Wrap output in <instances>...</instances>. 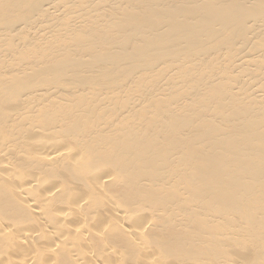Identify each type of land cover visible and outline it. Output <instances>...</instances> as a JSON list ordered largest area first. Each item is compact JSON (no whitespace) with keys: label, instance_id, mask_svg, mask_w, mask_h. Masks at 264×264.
<instances>
[{"label":"bare ground","instance_id":"bare-ground-1","mask_svg":"<svg viewBox=\"0 0 264 264\" xmlns=\"http://www.w3.org/2000/svg\"><path fill=\"white\" fill-rule=\"evenodd\" d=\"M0 264H264V0H0Z\"/></svg>","mask_w":264,"mask_h":264}]
</instances>
